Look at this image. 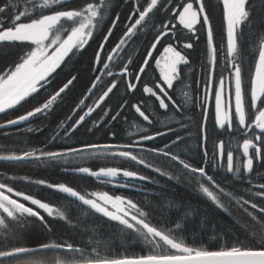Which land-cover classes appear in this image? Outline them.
I'll list each match as a JSON object with an SVG mask.
<instances>
[{
	"label": "trees",
	"instance_id": "trees-1",
	"mask_svg": "<svg viewBox=\"0 0 264 264\" xmlns=\"http://www.w3.org/2000/svg\"><path fill=\"white\" fill-rule=\"evenodd\" d=\"M14 2L25 3L26 0H14ZM30 2L31 0H28L29 4ZM40 2L41 0H36L37 4ZM87 2L88 0H68V7L80 9ZM177 2L178 0H173L172 6H175ZM163 3L166 4L167 0H163ZM205 3L210 12V22L214 30V43L217 48L216 78L218 79L217 76L223 73L226 54V22L223 6L218 3V0H205ZM141 4L146 6V0H141ZM134 7V0H109L103 23L96 31L95 38L90 41V46L83 54L77 53L72 56L65 65H62L61 69L57 70L58 75L48 89L49 92H52L57 89L58 85L66 82L71 75H75L78 79L71 90L67 92L63 101H58L53 106V110L49 114L38 115L17 126L0 128V157L21 155L25 151L38 148L52 152L67 148H81L89 144L128 145L142 135L165 133L157 136L154 140L144 141L143 145L133 149H123L132 151L138 160H143L150 167L123 157L107 155H86L78 158L77 155H72L67 159L57 161L0 159V183L9 184L17 189L23 187L27 193L42 199L54 209L51 217L46 212L41 213L49 226L48 228H45L37 218L28 217L26 225L19 229L8 218L5 221L7 230L14 234V238L8 239V244H16L18 241L19 246L37 247L43 243H71L75 247L86 249V252H91L93 248H96L101 256H105L109 252L113 256L170 254V250L167 245H163V242H161V247L153 248L145 242L139 233L127 229L118 221L96 213L88 206H84L81 202L56 190L29 182L41 180L53 185L65 184L86 197H92V193L103 191L111 195H119L126 200L130 199L138 209L148 214L147 222L152 226H157L167 232L174 224L180 223L181 228L171 233L170 238L177 239L178 242L188 247L219 250L238 242L252 246L253 239L257 242L264 239V215L254 213L257 216V221H253L236 203L237 200L242 203L243 198L258 205H264V199L255 195V192L260 189L252 187L254 183L264 181V166H259V170L254 167L250 176H245L243 170L239 174H234L228 173L225 168L218 171L212 169V164L216 162L213 159L214 145L218 139L224 140L227 144L229 134L226 129H224V133H221L219 130H214L212 126V93L204 91L212 56L206 45V31L200 25L196 26L198 39L182 26H178L180 43L191 42L193 43L192 49L182 50L180 44L173 41L171 37L163 39L157 46V51L153 52L154 59L150 61L140 82L137 83L135 77L139 73L148 48L154 41L157 26L171 19V12H166L163 7L158 5V10L149 14L142 26L136 30V35L124 46V49L118 50L113 55L109 70L114 75L112 77L101 76L102 79L94 90V94L85 100V105L91 107L103 91L111 86V82L116 83L113 93L75 131L66 135L61 128L62 122L68 126L71 125L73 118L68 120V117L72 116L71 113L78 100L88 96L86 86L89 87L90 81L94 78V74H92L93 53L97 50L108 27L111 26L112 20L119 15V21L107 45L109 52L132 23L128 17ZM194 7H196L195 3ZM247 7L250 15L248 21L240 29L243 32L241 41V59L244 69L242 87L246 103L250 97V77L257 49L259 43L264 39V35H262L264 34V0H250ZM141 10H143L142 7ZM46 13L48 12L45 10ZM172 22L177 23L176 20ZM68 23H65L66 28ZM60 34L64 35L63 31ZM258 37L260 40L257 39ZM169 43H173L177 50H182L190 60L188 65L180 66L179 78L174 81V89L169 91L177 104H183L180 111H177L171 103L167 110L161 109L155 97H151L143 91L145 86H154L161 74L166 71L167 61L162 52ZM33 46L28 43L0 42V73L13 68L18 57ZM156 60H159L160 63L157 64ZM124 65H127L126 73H124ZM121 73L124 74L121 75ZM129 83L137 85L134 92L128 90ZM205 95L208 97L206 101L208 105L206 121L208 139L206 144L202 142L200 131L201 124L205 123L202 111L192 103L193 100H204ZM141 101L145 102L142 110H146V114H150V124L143 121L132 107ZM125 102H127L126 106L122 110L120 105ZM38 105L35 100L29 98L27 102H22L21 105L0 113V122ZM108 110H110L109 115L104 117V112ZM117 112L120 115L113 121L111 117ZM102 117L104 122H101ZM181 124L184 126L182 127ZM178 136L181 139L173 145L171 142ZM165 145H171L168 149L171 153L179 154L180 158L189 160L187 162L196 167H200L201 162L203 163V149L207 148L208 161L211 160V163L207 165L206 171L224 188L225 192L231 193V197L224 196L217 189L211 187L210 189L227 211L217 207L210 201V198L202 193L200 185L209 186L203 177L180 169L177 163L175 164L177 168H175L172 166L175 162L171 161L170 157L147 150L163 148ZM187 155H191V157L187 159ZM67 161L80 163L77 168L87 167L93 171L107 168L133 171L138 176H144L147 179L139 180L119 176L115 181L108 183L105 182L106 178L97 180L91 176L73 174V171L68 169L71 166L67 164ZM157 168L166 175L156 172L154 169ZM125 181L128 182L129 187L117 186ZM245 207L254 212L249 205H245ZM60 214H63L67 219L60 218ZM3 231L5 229L0 226V232ZM5 236L8 237L9 234ZM50 255L53 254H47L49 259ZM39 258L33 257L32 259ZM87 258L91 259L92 257Z\"/></svg>",
	"mask_w": 264,
	"mask_h": 264
},
{
	"label": "snow or ice",
	"instance_id": "snow-or-ice-1",
	"mask_svg": "<svg viewBox=\"0 0 264 264\" xmlns=\"http://www.w3.org/2000/svg\"><path fill=\"white\" fill-rule=\"evenodd\" d=\"M109 0H88L85 6L80 9L68 7V0H41L39 4L36 0H28L25 3H15L14 0H0V42L6 43H28L35 45L22 56L18 57L14 67L0 73V113H4L9 109L21 105L22 102H27L29 98L35 100L39 106L33 107L32 110L20 115L16 119L6 121L0 124V128H5L12 125H20L25 121L38 116L49 114L53 110V106L58 101H63L67 92L75 84L78 77L71 75L70 78L58 85L57 89L49 92L53 81L56 79L58 69L62 68L72 56L77 53L83 54L87 47L90 46V41L95 38V33L100 29L104 15L108 6ZM250 0H218V3L223 6V14L226 22V54L224 57L223 73H227V77L222 73L219 79L216 78V53L217 48L214 43V30L210 22V12L206 8L205 0H178L175 6L173 0H146V6H142L141 0H134L135 7L131 15L128 17L129 21H133L130 26L126 28L124 35L111 49L107 51L108 42L113 34V31L119 21L117 15L108 27L107 32L103 35L102 41L98 44L97 50L93 53L92 58V72L94 79L90 81V87H87L88 96L84 99L78 100L76 107L72 111V116L68 120H72L73 116L78 115L70 126L62 122L61 128L65 134L70 131H75L81 124L86 121L87 117L99 108L110 94L116 88V83L111 82V86L103 91L98 100L94 102V106L88 107L84 111L85 100L94 94L98 83L102 77L97 73L103 72L112 77L114 74L109 70V63L105 61L113 60V53L118 50H123L124 46L136 35V30L142 26V23L149 17V14L159 7H163L166 12H171V19L162 22L157 26V32L154 41L147 50V54L143 60V64L139 68V73L135 79L137 83L140 82L142 74L149 66L150 61L154 59L153 52L157 51V46L161 44L162 40L171 37L173 41L180 44L181 49H192L193 43H180V36L178 35V26L188 30L192 36L196 37L198 32L197 25H200L206 31V45L208 51L211 53L212 61L208 68V78L205 83V93L211 92L215 105V123L219 129H226L231 133L234 129L233 121H235L236 130L242 131V155L246 159L243 162V171L245 176H250L254 170V164H264V41L259 43L257 49L258 58L255 64V71L252 75L251 93L248 102H245L243 93V62H242V46L241 41L243 32L240 30L241 26L248 21L250 12L248 10ZM194 3L196 7H194ZM141 7L143 10H141ZM45 10L50 14H45ZM27 19L29 22H22ZM176 20L177 23L172 21ZM70 22V23H68ZM68 23V27H65ZM61 31L65 38H61L58 34ZM264 35V34H262ZM198 39V37H196ZM260 40V37L257 38ZM182 50H177L173 43H169L163 48L165 54L166 71L161 74L159 80L154 86H145L143 91L145 94L155 97L159 103V107L167 110L169 103L180 111L183 104H177V101L169 94L170 90L174 89V81H177L180 75V66L188 65L190 60ZM172 56L168 57L167 54ZM159 64L160 61L156 60ZM102 66V68H101ZM127 72V65H124V73ZM124 73H121L123 75ZM137 85L129 83L127 88L129 91H135ZM43 94V95H42ZM208 97L202 101L193 100V106H198L204 117V124H201V139L206 144L208 134L206 130V121L208 116V105L206 103ZM168 101V103H166ZM120 105V108L126 106ZM144 101L132 105L139 117L147 123H151L150 114H146L144 108ZM227 106V111L225 107ZM109 111L104 112V117L109 115ZM83 112L82 115H79ZM249 112L254 118L249 119ZM258 112V115L256 113ZM120 115L117 112L111 119L114 121ZM103 121V117L101 118ZM183 127L184 125L181 124ZM171 131V129H169ZM165 133L157 132L155 135H142L132 144L128 145H97L89 144L81 148H67L58 151L48 152L42 148L34 149L32 151H25L21 155L0 157L2 160L8 161H23V160H64L72 155H88L98 156L107 155L112 157H123L136 162L137 164L150 167L146 165L143 160H138L132 151L123 150L133 149L137 146L143 145L144 141L154 140L157 136ZM115 134L113 133V136ZM181 137L171 143L174 145ZM171 145H165L163 148L147 149L155 154H162L165 157H170L171 161L176 162L182 166L184 170L192 174H199L203 177L209 186L200 185V190L210 201L217 207L223 208L216 195L210 190V187L217 189L221 194L231 197V193L225 192L214 177L206 171L208 165V150L204 147V163L200 167L190 165L185 159L180 158L179 154L171 153L168 149ZM226 151V142L218 140L215 144V151L213 159L216 160L215 168L224 167V156ZM160 175H166L159 168L154 169ZM73 174L87 175L101 180L106 178L105 182L111 183L117 177L123 176L125 178H134L139 180H146L147 177L138 176L136 172L128 170H120L116 168L99 169L93 171L87 167H80L72 169ZM226 171L228 173L239 174L241 172V165L239 163L234 166L233 151L228 149L226 152ZM12 179V178H9ZM23 179V178H21ZM171 179V176H169ZM39 185L45 186L49 189L56 190L70 198L88 206L96 213L118 221L127 229L139 233L145 242L153 248L167 245L170 254L164 255H147V256H113L110 252L105 256H101L96 248L91 252H86V249L75 247L71 243H43L37 247L19 246L16 244H8L9 238H14V234L9 233L6 237L3 232H0V264H264V239L257 242L252 240V246L245 245L238 242L232 246H225L220 250H207L204 248H193L178 242L177 239L170 238L171 233L181 228L180 223L174 224L167 232L152 226L147 222V213L138 209L137 205L132 200H125L121 196H111L108 193H92L95 199L87 198L80 194L70 186L65 184L53 185L45 181H29ZM117 186L129 187L127 181ZM253 188L258 187L260 191L255 192V195L264 199V183L253 185ZM23 201L29 202L31 206H26ZM241 203L237 200L236 203L243 209V211L251 217L253 221H257V216L254 213L264 215V205L243 199ZM101 201V202H97ZM111 204L115 211H109L107 205ZM249 205L253 211H249ZM35 206V207H32ZM40 210H44L48 216H53L54 209L40 199L33 198L30 195H25L19 191H14L6 183H0V226L7 230L5 221L10 218L11 222L15 223L17 228L22 229L26 225V218H37L45 228L48 224L45 221ZM60 218L67 219V217L60 214ZM50 230V229H49ZM171 250H175L174 252ZM48 253L53 255L49 259ZM92 257L88 259L87 257ZM33 257H40L39 259H32Z\"/></svg>",
	"mask_w": 264,
	"mask_h": 264
},
{
	"label": "flooded vegetation",
	"instance_id": "flooded-vegetation-1",
	"mask_svg": "<svg viewBox=\"0 0 264 264\" xmlns=\"http://www.w3.org/2000/svg\"><path fill=\"white\" fill-rule=\"evenodd\" d=\"M113 48V47H112ZM115 53H113V55H114ZM105 61L106 62H108L109 63V66H110V62L109 61H107V58H105ZM101 68H102V66H101ZM111 71V70H110ZM112 72V71H111ZM92 74H93V72H92ZM226 77H227V73H223ZM97 75H100V76H103V75H105L106 77H109V76H107L104 72H103V70L101 71V72H99V73H97ZM220 76V75H219ZM219 76H217V77H219ZM219 79V78H218ZM87 108H88V106H85V108H84V111H87ZM225 110L227 111V106L225 107ZM72 114V113H71ZM83 114V112H80L79 113V115H82ZM256 115H258V112L256 113ZM88 118V117H87ZM252 118H254L253 116H252V113L251 112H249V119H252ZM76 119H78V115L77 116H73V120L71 121V123L70 124H72V123H74L75 122V120ZM26 122V121H25ZM24 122V123H25ZM212 126L214 127V130H219V131H221V133H224V129H219L218 127H217V125H216V123H215V105H214V100L212 99ZM233 125H234V129H233V131L231 132V133H229L227 130H226V132H227V134H229V140H228V142H227V144H226V151H225V156H224V167L223 168H225L226 169V152H227V150L228 149H230V150H232L233 151V154H234V166H235V164H237V163H239L240 165H241V170H243V162H244V160L246 159L245 157H243V155H242V142H243V139L245 138V137H243V134H242V131H240V130H236V128H235V121H233ZM5 128H7V127H5ZM2 129H4V128H2ZM71 132V131H70ZM219 140V139H218ZM217 140V141H218ZM216 141V142H217ZM216 144V143H215ZM214 147H215V145H214ZM70 157V156H69ZM68 157V158H69ZM186 157V156H185ZM187 159H189L190 157H191V155H187ZM204 159H205V157L203 158V163H204ZM76 161V160H75ZM75 161H67V164L69 165V166H71V168H68V169H70V171L72 172V169H75V168H77L78 166H79V164L80 163H77V162H75ZM188 162H189V160H187ZM216 161V160H215ZM203 163L201 162V164H200V166H202L203 165ZM209 163H211V160H209V162H208V164ZM216 163L217 162H214L213 164H212V169H214V171H218V170H220V169H223V168H219V169H216L215 168V165H216ZM176 164V162L172 165V166H174L175 168H177V166L175 165ZM178 165V164H177ZM191 165V164H190ZM179 166V165H178ZM193 166V165H192ZM259 166H264V164H260V163H255L254 164V167H255V169H258L259 170ZM194 167H196V166H194ZM179 168L180 169H182V170H184L183 168H182V166H179ZM187 171V170H186ZM260 183H264V181H259L258 183H254L253 185H259ZM9 187H12L13 189H14V191H19V192H21V193H23V194H25V195H30V196H32L33 198H36V199H40V198H37V197H35V196H33V195H31V194H29V193H27V191L26 190H23L24 188L23 187H19V189H17L16 187H13V186H11V185H9V184H7ZM206 186V185H205ZM256 188H258V187H256ZM259 189V188H258ZM211 190V189H210ZM14 198H17V197H14ZM17 199H19L20 200V202H22V203H25L26 204V206H31L30 205V203L29 202H26V201H23L21 198H17ZM42 202H44L42 199H40ZM32 207H35V206H32ZM40 212L41 213H44V210H40Z\"/></svg>",
	"mask_w": 264,
	"mask_h": 264
},
{
	"label": "rangeland",
	"instance_id": "rangeland-1",
	"mask_svg": "<svg viewBox=\"0 0 264 264\" xmlns=\"http://www.w3.org/2000/svg\"><path fill=\"white\" fill-rule=\"evenodd\" d=\"M46 14H50V13H46ZM133 21H134V20H133ZM133 21H132V22H133ZM24 22H29V21L27 20V21H24ZM60 33H61V32H60ZM60 33H58V34L61 36V38H62V39L65 38L64 35H61ZM34 47H35V45L33 46V48H34ZM162 53H163V52H162ZM163 54H164V53H163ZM164 55H165V54H164ZM167 56H171V54L168 53ZM105 58H106V57H105ZM162 62H163V61H162ZM93 79H94V78H93ZM93 79H92V80H93ZM250 87H251V86H250ZM106 90H107V89H106ZM97 100H98V99H96L95 101H97ZM95 101H94V102H95ZM94 102H93V104H92L91 106L94 105ZM79 156H80V157H84V156H86V155H83V156H82V155H77V158H78ZM77 158H76V159H77ZM97 193L99 194V193H105V192L100 191V192H97ZM106 193H107V192H106ZM108 194H109V193H108ZM109 195H111V194H109ZM111 196L115 197V196H119V195H111ZM87 198L95 199L96 197L92 196V197H87ZM122 198H123V197H122ZM125 200H126V199H125ZM97 202L99 203V202H101V201H97ZM107 207H108L109 211H115V208L112 207L111 204L107 205ZM10 232H11V231L8 232V230H5V231H3V234H4V235H8ZM51 256H52V255H50V258H51ZM48 257H49V256H48ZM37 258H38V257H37Z\"/></svg>",
	"mask_w": 264,
	"mask_h": 264
},
{
	"label": "water",
	"instance_id": "water-1",
	"mask_svg": "<svg viewBox=\"0 0 264 264\" xmlns=\"http://www.w3.org/2000/svg\"><path fill=\"white\" fill-rule=\"evenodd\" d=\"M134 23V22H133ZM124 35V34H123ZM122 35V36H123ZM121 36V37H122ZM120 37V38H121ZM119 38V39H120ZM119 41V40H118ZM117 41V42H118ZM262 41H264V39L262 40ZM116 42V43H117ZM114 47V46H113ZM110 52H111V50H110ZM257 58H258V54H257V57H256V60H255V64H256V61H257ZM255 64H254V68H253V71H252V75L254 74V71H255ZM251 78H252V76H251ZM91 85H89V87H90ZM250 93H251V87H250ZM94 106V105H93ZM25 114V113H24ZM21 115H23V114H21ZM20 115H18V116H16V117H14V118H11V119H9V120H12V119H16L17 117H19ZM9 120H7V121H9ZM6 121H4V122H2V123H0V124H4ZM12 126H14V125H12ZM8 127H10V126H8ZM220 250V249H219ZM147 255H154V254H144V255H137V256H147ZM161 255V254H160ZM164 255H167V254H164ZM66 264H68V263H66ZM77 264H80V262H77Z\"/></svg>",
	"mask_w": 264,
	"mask_h": 264
}]
</instances>
